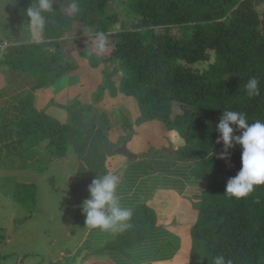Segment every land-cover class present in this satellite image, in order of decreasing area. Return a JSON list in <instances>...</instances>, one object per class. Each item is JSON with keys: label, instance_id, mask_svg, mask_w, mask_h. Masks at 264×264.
Wrapping results in <instances>:
<instances>
[{"label": "trees", "instance_id": "16d2710c", "mask_svg": "<svg viewBox=\"0 0 264 264\" xmlns=\"http://www.w3.org/2000/svg\"><path fill=\"white\" fill-rule=\"evenodd\" d=\"M31 3L10 0L9 17L0 23V29L9 32L14 43L0 56V65L11 73L30 76L39 88H49L76 68L60 56L59 40L70 34L73 22L93 29V48L81 53L88 57L89 65L103 67L102 73H107L106 65L115 63L113 72L120 70L123 77L115 89L137 103V122L157 120L175 129L187 144L177 151L178 157L196 162L191 173L201 181L203 190L190 230L188 264H211L221 254L233 264H264V185L240 199L224 193L227 181L241 168L242 149L236 145L227 150V159H219L223 151L216 130L222 113L228 110L245 113L249 123L264 121V9L260 10L264 0H128L131 25L119 31L115 27L118 15H106L113 0H79L81 11L75 16L61 8L70 0L54 1L55 11L44 13L43 30L26 17ZM140 22L148 27L140 29ZM36 32L43 34L41 41ZM100 32L106 36L103 50L97 47ZM107 48L108 56L104 53ZM253 77L259 81V95L249 96L245 85ZM33 90L19 98V118L13 123L25 143L9 153L25 154L47 141L46 148H55L50 150L52 156L64 157L68 141L90 129L79 131L52 118L45 109L38 110ZM98 158L94 178L110 172L106 156ZM16 189L14 199L24 207L30 203L27 210L32 213L36 187ZM156 223L153 209L146 203L138 205L132 226L118 232L115 242L99 252L135 248L156 230Z\"/></svg>", "mask_w": 264, "mask_h": 264}, {"label": "rangeland", "instance_id": "374dc122", "mask_svg": "<svg viewBox=\"0 0 264 264\" xmlns=\"http://www.w3.org/2000/svg\"><path fill=\"white\" fill-rule=\"evenodd\" d=\"M125 1L113 0L106 10L107 16L114 13L119 17V23L115 25L116 31L131 25L127 14L128 0ZM9 8L10 0H0V23L9 17ZM61 8L69 15L68 3L62 4ZM263 9L264 6H260V10ZM94 17L96 16H92ZM82 25L73 22L70 34L63 35L59 40L62 59L76 65L73 71L55 83L59 85L58 88L69 84L66 98L68 106L66 109L54 108L52 115L49 111L45 112L62 124L74 125L79 131H90L81 137L70 139L64 157L52 156L50 150L55 148H46V141L27 150L25 154H13L9 151L16 152L25 143L20 131L13 127L18 118L13 119L11 108L0 111V264H64L69 259H60L61 252L65 256L66 253L73 255L80 245L82 248L68 264H76V258L83 251L90 254L92 250L98 254L113 256V264H177L179 258H173L175 248L170 245V235L160 241L162 249L153 248L159 238H162L164 227H161V231L156 228L141 244L130 250L124 249L123 252L117 249L99 252L108 243H112L117 235L84 229L85 217L80 206L89 197L87 189L94 179L100 154H104L107 160L110 159L107 163L108 170L121 176L118 195L122 205L131 208L133 213L138 205L150 201L151 204L154 203L150 208L157 219L160 217L164 220L172 216L180 224H187L193 216L184 209L175 208V202L169 197L174 192L195 190L192 184L198 186L201 181L192 178L191 170L196 162H186L178 157L177 151L181 152L187 144L179 135H171L175 129H168L157 120L137 122L139 106L115 89L123 78L120 70L113 72L115 63L106 65L109 68L107 73H102L103 67L89 65L88 57L81 53L93 48L95 33L93 29ZM138 27L141 29L148 25L140 22ZM111 33L113 30L107 34ZM35 35L39 36L38 41L43 39L40 32ZM0 37L7 40V46L14 43L9 39L13 37H9V32L5 33L2 28ZM89 37L92 39H88ZM107 41L111 42V39L108 38ZM6 48H0V56L6 52ZM109 52L108 48L104 50L106 56ZM0 73V90L9 92L12 74L3 65H0ZM15 83L19 90H23L24 81L20 79ZM24 95L23 92L21 97ZM10 100L0 101V104L11 103ZM44 102L45 98L43 104ZM80 138L81 143L77 144ZM124 146L136 158L122 155L119 151ZM219 148L224 151L222 143ZM143 155L146 157H142ZM24 185L36 187V203L32 213L27 210L30 203H26L27 206L24 207L14 199L16 188ZM187 242L190 240L185 238V243ZM190 248L186 247L182 254L185 264H188ZM89 254H85L81 264H99L97 259L91 260ZM109 255L104 258H110Z\"/></svg>", "mask_w": 264, "mask_h": 264}, {"label": "clouds", "instance_id": "9594fccd", "mask_svg": "<svg viewBox=\"0 0 264 264\" xmlns=\"http://www.w3.org/2000/svg\"><path fill=\"white\" fill-rule=\"evenodd\" d=\"M53 4L54 0H34V3L32 0L31 6L25 11L30 24L43 30L46 24L44 13L55 11ZM68 11L70 15H78L81 11L79 0H70ZM96 38L98 49L103 50L105 34L97 33ZM258 85L259 81L255 77L247 82L245 88L249 96L259 95ZM216 130L219 133L217 143L222 142L224 146L219 159H227V150L236 145L242 149L241 168L227 181L224 193L237 199L247 197L256 186L264 185V121L249 123L245 113L228 110L222 113ZM235 132L240 134L235 135ZM171 135L178 136L175 131ZM120 184L121 176L111 172L95 176L87 189L89 197L80 206L85 217L84 229L116 233L132 226L133 210L122 205L117 191ZM211 264H233V261L221 254L214 256Z\"/></svg>", "mask_w": 264, "mask_h": 264}, {"label": "crops", "instance_id": "0c3cea01", "mask_svg": "<svg viewBox=\"0 0 264 264\" xmlns=\"http://www.w3.org/2000/svg\"><path fill=\"white\" fill-rule=\"evenodd\" d=\"M11 74H12L11 80H12V83L14 82V84H12L10 81V83H11L10 84V90H9V92L6 91L7 96L5 95L6 92L4 93V92H1L2 89L0 90V101L5 102L7 100H10V96H11V100H10L11 103H5L3 105L0 104V111H2V110L6 111L7 107L11 108L12 113H13V119L15 120V119L19 118V111L17 108V102H18V100L21 97L23 92L25 94L28 90H30L32 88L35 89V90H33V92H34V105L38 110L40 108H43L46 110L47 113L49 111V114L52 115V110L54 108L60 107V108L65 109L63 106L67 105L66 104V98L68 96L69 84H67V86L63 87V88H58L59 85L54 84L49 88L42 89V88H39L38 86L36 87L32 78L28 75H20V74H14V73H11ZM0 77H1V75H0ZM8 79H9V77H8ZM20 79L22 81H24L23 90H19V88L17 86H15V84H16L15 82H18ZM68 80H70V77H68ZM3 81L5 82V79ZM17 94H19V95H17ZM44 98H45V102L43 104ZM15 101H17V102L15 103ZM61 105H63V106H61ZM42 147L44 148V146H41V148ZM109 160L110 159L107 160V163H109L108 162ZM107 166H109V164ZM192 178H194V177H192ZM192 188H194L195 190H190L189 192H186V190H185L184 193L174 192L173 193L174 195L169 197V198L173 199V202H175V208L184 209L187 212L191 213V215L193 216L191 222H187V224H183V222H182V224H180V221L176 220V218L169 216L164 220H162L160 217H158L157 223H156L158 231L159 230L161 231V227H164V228L162 229V231H163L161 234L162 238H159L157 244H155V246L153 248L162 249V243L160 241L162 239H167V237L170 235V240H169L171 243L170 245H172L175 248V251L173 253V258L175 256H178V258H179V262L177 264H185L183 262V259H184L183 256L184 255H182V254H184L183 252L185 251V248L186 247L190 248V245H191L190 230H191L192 226L194 225V223L196 222L197 215H198V210L195 207V203L199 202V199L201 198V194H202V190H203L201 183L198 186L194 185V183H193ZM147 204H148V206L154 205V203L151 204L150 201ZM166 232L168 233V235ZM117 233L112 232V235L113 236L117 235ZM185 238L190 240V242L185 243ZM81 248H82L81 245L77 246L73 255L66 253V256H65V253L61 252L60 259L66 257L69 260L71 258L74 260L77 252H79ZM87 254H89V252ZM106 254L107 253L98 254L92 250L88 256L91 258V260L97 259L99 264H107V262H108V264H113L112 260H111V257L113 259V256L107 254L110 256V258L107 259V258H104V257H107ZM69 260L67 262L64 261V264H68ZM108 260H111V261H108ZM152 261H155V259ZM188 262H189V259H188ZM120 263L121 262H119V264ZM152 264H157V263H152Z\"/></svg>", "mask_w": 264, "mask_h": 264}, {"label": "water", "instance_id": "95a60500", "mask_svg": "<svg viewBox=\"0 0 264 264\" xmlns=\"http://www.w3.org/2000/svg\"><path fill=\"white\" fill-rule=\"evenodd\" d=\"M122 155H125L127 156L128 158H136V155H132L130 153H128L126 151V147L124 146L120 151H119ZM88 252L87 251H83L80 256H78L76 258V264H81L82 262V259L85 257V254H87Z\"/></svg>", "mask_w": 264, "mask_h": 264}, {"label": "built area", "instance_id": "2783aa9c", "mask_svg": "<svg viewBox=\"0 0 264 264\" xmlns=\"http://www.w3.org/2000/svg\"><path fill=\"white\" fill-rule=\"evenodd\" d=\"M7 46V42L6 41H4V40H0V48L1 49H3V48H5Z\"/></svg>", "mask_w": 264, "mask_h": 264}]
</instances>
